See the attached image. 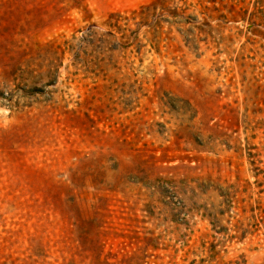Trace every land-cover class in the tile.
Wrapping results in <instances>:
<instances>
[{
	"label": "rangeland",
	"instance_id": "rangeland-1",
	"mask_svg": "<svg viewBox=\"0 0 264 264\" xmlns=\"http://www.w3.org/2000/svg\"><path fill=\"white\" fill-rule=\"evenodd\" d=\"M0 264H264V0H0Z\"/></svg>",
	"mask_w": 264,
	"mask_h": 264
}]
</instances>
